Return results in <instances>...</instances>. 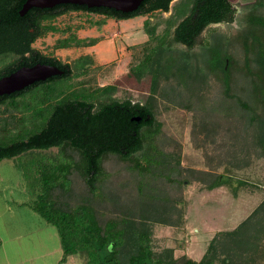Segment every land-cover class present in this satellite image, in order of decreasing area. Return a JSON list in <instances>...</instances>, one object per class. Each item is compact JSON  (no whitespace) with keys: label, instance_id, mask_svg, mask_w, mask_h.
Segmentation results:
<instances>
[{"label":"trees","instance_id":"1","mask_svg":"<svg viewBox=\"0 0 264 264\" xmlns=\"http://www.w3.org/2000/svg\"><path fill=\"white\" fill-rule=\"evenodd\" d=\"M23 1L0 0V17L3 6ZM171 1L143 0L132 13L66 6L74 12L102 16L89 24L97 28L105 18L124 20L169 12L162 20L160 33H156L157 23L144 21L148 38L132 47L134 63L126 73V81L144 88L148 94L175 99L182 88L204 82L206 71L213 74L220 82L223 99L219 105L200 107L197 118L204 138L197 141L196 133L193 134L194 143L199 145L195 147L205 145L220 130L234 147L251 136L254 153L264 158V0H251L245 6L235 35H215L200 53L191 50L201 32L212 24L233 22L235 7L230 0H178L169 6ZM56 30L50 24L44 26L45 32ZM100 40L70 35L58 39L53 48H89ZM21 44L11 41L12 53L29 50L30 42H24V48ZM37 59V63L54 66L62 74L0 99V161L33 155L35 151L59 150L55 158L31 156V169L23 170L35 197L29 207L57 232L61 250L58 264L74 255L83 264H259L264 260V199L234 229L217 232L198 261L185 255L174 258L172 249L153 251L150 227L154 223L171 224L175 211L171 204L175 200L163 197L165 187L157 194L158 187L148 185L145 173L156 166L160 175H167L170 185H182L184 180L173 175L182 173L179 157L169 161L153 143L160 128L151 103L114 97L119 81L104 86L87 85L81 78L92 64L90 55L78 57L73 66L54 56L41 55ZM109 156L128 164L141 179L129 214L110 215L101 223L93 204L104 198L99 185L106 175L103 164ZM186 173L205 183L209 190L229 180L206 171ZM74 175L88 193L81 197V203L72 198L76 196Z\"/></svg>","mask_w":264,"mask_h":264},{"label":"rangeland","instance_id":"2","mask_svg":"<svg viewBox=\"0 0 264 264\" xmlns=\"http://www.w3.org/2000/svg\"><path fill=\"white\" fill-rule=\"evenodd\" d=\"M250 1L230 0L235 7V20L209 25L198 36L191 52H204L202 47L215 35H235L245 6ZM169 15L168 12L124 20L105 18L104 24L97 28L89 24L103 19L102 16L74 12L54 20L53 24L59 31L46 34L33 46L44 54H53L70 66L78 57L90 55L92 64L87 75L81 78L87 85L104 86L119 81L114 97L151 103L160 128L153 143L169 161L179 157L178 168L182 173L173 175L184 180L182 185H170L167 175H160L156 166L148 170L151 174L145 173L148 185L158 187L157 194H161V188L165 187L163 197L175 200L171 204L175 209L171 214V224L154 223L150 227L151 246L155 252L172 249L174 258L185 255L198 261L217 232L234 229L264 199V158L254 153L251 136L245 137V142L241 139L239 146L234 147L233 141L222 136L220 130L205 145L195 147L198 144L194 143L193 134L196 133L197 141L204 138L197 118L200 107L219 105L223 99L220 82L213 74L206 71L204 82L182 88L181 95L175 99L148 94L143 91L144 88L139 89L126 81V73L134 63L132 47L148 38L144 32V21L148 19L150 23H157L156 33H160L164 27L162 20ZM68 33L78 38L99 37L101 40L89 48L54 49L56 41L68 36ZM175 47L185 49L181 45ZM186 102L189 109L184 106ZM58 152V149L52 148L0 161V264H58L61 250L57 232L29 207L35 197L27 172L23 171L31 169V156L55 158ZM150 152L157 157L152 149ZM103 167L106 175L99 188L104 198L99 200L101 203L94 201L93 204L101 223L110 215L122 217L129 214L135 206L132 199L136 198L137 182L141 179L136 170L113 156L106 158ZM190 170L222 174L229 180L227 184L209 190L205 183L189 177L186 171ZM72 184L76 190V196L72 198H75V203H81L80 199L88 194L87 190L77 175H74ZM68 264L83 262L74 255ZM259 264H264V260Z\"/></svg>","mask_w":264,"mask_h":264},{"label":"flooded vegetation","instance_id":"3","mask_svg":"<svg viewBox=\"0 0 264 264\" xmlns=\"http://www.w3.org/2000/svg\"><path fill=\"white\" fill-rule=\"evenodd\" d=\"M176 1L178 0H172L169 6H171ZM24 2L25 0L20 4L9 3V5H5L1 8L4 11L1 13L0 17V79L21 67H30L26 66L25 64H40L37 63V56H54L53 54H44L36 47H34L33 44L38 39L44 37L46 34L57 33L59 31V29L56 28L57 30L55 32H45L44 26L48 24L55 26L53 24L54 20L60 17H64L65 15H68L70 13H74V11L69 10V7L66 6L68 4H57L49 8L31 7L27 9L22 15H20L19 12ZM13 12H15L17 16H15ZM67 31H70V29L67 28ZM64 32L65 31L63 30L62 33ZM70 35H72V33H68V36ZM11 41L22 42L21 48L23 46L25 47V45L23 44L24 42L28 41L30 42V44L28 45L29 50L21 54L19 52L16 54L12 53L10 49ZM2 46L3 48H1ZM32 51H34L35 53H31ZM49 78H46L45 80ZM10 94L0 95V99L5 95Z\"/></svg>","mask_w":264,"mask_h":264},{"label":"water","instance_id":"4","mask_svg":"<svg viewBox=\"0 0 264 264\" xmlns=\"http://www.w3.org/2000/svg\"><path fill=\"white\" fill-rule=\"evenodd\" d=\"M143 0H25L19 12L22 15L27 9L49 8L57 4H71L87 8H108L122 13L135 11ZM58 68L46 64H36L30 67H21L0 79V95L10 94L31 85L37 81L55 75H61ZM138 121V119H135Z\"/></svg>","mask_w":264,"mask_h":264},{"label":"crops","instance_id":"5","mask_svg":"<svg viewBox=\"0 0 264 264\" xmlns=\"http://www.w3.org/2000/svg\"><path fill=\"white\" fill-rule=\"evenodd\" d=\"M59 258H60V257H59ZM59 258L57 259V263H58ZM70 258H71V257H68V258L66 259V261H65L63 264H68V261L70 260ZM26 262H27V261H26ZM24 264H28V263H24Z\"/></svg>","mask_w":264,"mask_h":264}]
</instances>
